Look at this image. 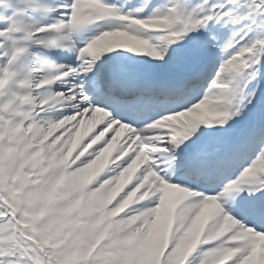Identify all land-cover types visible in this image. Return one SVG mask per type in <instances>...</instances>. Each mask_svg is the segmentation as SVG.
Listing matches in <instances>:
<instances>
[{"label": "snow or ice", "instance_id": "6c2138e0", "mask_svg": "<svg viewBox=\"0 0 264 264\" xmlns=\"http://www.w3.org/2000/svg\"><path fill=\"white\" fill-rule=\"evenodd\" d=\"M0 264H264V0H0Z\"/></svg>", "mask_w": 264, "mask_h": 264}]
</instances>
